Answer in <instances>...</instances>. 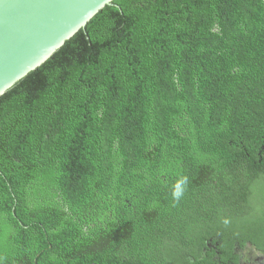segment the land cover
<instances>
[{
    "label": "trees",
    "instance_id": "1",
    "mask_svg": "<svg viewBox=\"0 0 264 264\" xmlns=\"http://www.w3.org/2000/svg\"><path fill=\"white\" fill-rule=\"evenodd\" d=\"M260 189L264 0H113L0 96V264H211Z\"/></svg>",
    "mask_w": 264,
    "mask_h": 264
},
{
    "label": "water",
    "instance_id": "2",
    "mask_svg": "<svg viewBox=\"0 0 264 264\" xmlns=\"http://www.w3.org/2000/svg\"><path fill=\"white\" fill-rule=\"evenodd\" d=\"M113 0H0V96Z\"/></svg>",
    "mask_w": 264,
    "mask_h": 264
},
{
    "label": "flooded vegetation",
    "instance_id": "3",
    "mask_svg": "<svg viewBox=\"0 0 264 264\" xmlns=\"http://www.w3.org/2000/svg\"><path fill=\"white\" fill-rule=\"evenodd\" d=\"M253 206L251 212L257 215L256 218L261 219L264 218V189L258 190V195L254 194V197L250 203ZM256 219V223H257ZM258 224V223H257ZM260 227L264 228V221L258 224ZM236 227V226H235ZM241 229L240 227H237ZM242 233V232H241ZM254 238V243L250 240L246 244L239 245V240L234 241L233 246L231 247V251L227 254L225 253L224 259L220 260L217 255L213 256V263L211 264H264V238L257 235H252ZM262 241V242H261ZM208 244V242H206ZM210 245V244H208ZM215 245L212 244V247ZM199 264V263H198Z\"/></svg>",
    "mask_w": 264,
    "mask_h": 264
},
{
    "label": "rangeland",
    "instance_id": "4",
    "mask_svg": "<svg viewBox=\"0 0 264 264\" xmlns=\"http://www.w3.org/2000/svg\"><path fill=\"white\" fill-rule=\"evenodd\" d=\"M245 211L246 213L244 214L250 219L252 215L248 210ZM262 221H264V218L258 219L257 223L260 224ZM257 223L255 220L249 221L247 218H243L237 220L236 223H234V226L240 227L246 234L257 235L264 238V228L260 227Z\"/></svg>",
    "mask_w": 264,
    "mask_h": 264
},
{
    "label": "clouds",
    "instance_id": "5",
    "mask_svg": "<svg viewBox=\"0 0 264 264\" xmlns=\"http://www.w3.org/2000/svg\"><path fill=\"white\" fill-rule=\"evenodd\" d=\"M187 184V179L185 178L182 183L180 184H177L175 187H174V190L172 192V196H173V199L175 201H179L181 199V197L183 196L184 194V186Z\"/></svg>",
    "mask_w": 264,
    "mask_h": 264
}]
</instances>
